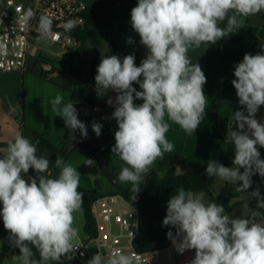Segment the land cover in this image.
<instances>
[{"label":"clouds","instance_id":"1","mask_svg":"<svg viewBox=\"0 0 264 264\" xmlns=\"http://www.w3.org/2000/svg\"><path fill=\"white\" fill-rule=\"evenodd\" d=\"M261 11L264 0H138L131 9V28L146 48V57L137 66L135 54L104 56L94 80L99 95L116 93L106 102L114 108L111 118L117 124L111 152L127 165L118 179L130 183L132 193L140 191L154 162L175 150L167 138L171 125L191 136L205 118L207 77L199 63L191 62L189 48L215 45ZM36 17L29 8L19 23L26 26ZM36 24L38 41H48L53 20L41 14ZM60 27L70 33L76 21L69 19ZM127 43L135 41L128 37ZM260 47L254 55L245 53L234 67L231 83L240 108L232 111V126L226 134L233 145L232 166L209 159L205 168L208 177L238 184V191L251 188L254 175L264 178L259 151L264 148V120L257 118L264 106V44ZM6 54L7 48L0 43V55ZM50 104L68 129L87 138L88 127L78 118L73 103H64L57 93ZM91 128L97 137L102 134L101 123L93 121ZM38 144L17 133L0 148V217L9 233V247L19 249L20 254L13 256L18 264H60L79 239L74 224L75 213L83 205V193L78 190L81 173L56 156L59 171L53 178L50 159L37 155ZM84 165L93 167L96 162L87 158ZM30 169L36 175L25 179ZM249 196L257 200L256 210L248 217L232 216L223 204L206 201L203 191L180 187L167 201L162 226L174 228L175 233L169 230L166 236L179 254L194 250L188 264H264V196L259 187ZM33 248L39 253L38 260L33 258ZM87 264H139V256L120 250L111 255L97 252Z\"/></svg>","mask_w":264,"mask_h":264},{"label":"crops","instance_id":"2","mask_svg":"<svg viewBox=\"0 0 264 264\" xmlns=\"http://www.w3.org/2000/svg\"><path fill=\"white\" fill-rule=\"evenodd\" d=\"M137 2L138 0H120L116 5L108 8L104 14L103 27L101 30L106 36L112 38L121 50L130 54H135L136 58H140L147 55V51L146 48L140 44L139 36L132 30L130 24V12L131 9L136 6ZM128 37H132L135 43H127ZM262 44H264V11L248 17L242 25V28L222 44L219 53L209 64H202L200 62L201 56H203L206 50V43H201L199 47L193 46L189 48L187 55L191 62L193 64L199 63L202 71L207 77V83L204 85V92L208 97L206 115L196 132L191 136L182 131L178 125H171V130L167 133V138L174 143L175 150L173 152H166L163 157L158 158L151 167L157 171V176L159 178L170 168L174 169L179 174L190 171L193 168V161L189 159L186 152L191 151L189 153L192 155L196 154L197 158L200 160L214 159V146L210 144L209 141L222 143L231 141L230 138L226 137V134L227 130L232 126V111L239 109L236 90L231 83L235 78L234 67L243 59L245 53L254 55L260 52V46ZM28 52L25 71L0 73V145H3L0 146V148L6 147L4 144H8L9 141H12L17 133H21L25 138L31 140V132L33 130L46 137L54 147H62L64 143L62 129L60 127L62 118L56 116L53 111H45V107L51 106L52 91L45 87L42 89L43 91L39 90V93L38 91L36 93L33 88V79L37 77L44 84H55V86L61 88L65 93L62 95L64 103L74 102L76 100L74 93L78 91L88 70L87 59L84 58L85 63H83L80 58L85 52V44H81L77 52H75V56L73 57V68L69 67V70L64 73L52 66L51 62L43 60L40 57H32ZM53 55L59 56L61 54L55 51ZM66 58L69 60L71 59L67 56ZM45 64L50 66L49 71L44 68ZM79 66H84L82 69L83 71H78V68H80ZM41 71L44 73L43 76L40 75ZM52 80L57 82L54 83ZM134 87H136L138 91L140 90L139 85L134 84ZM90 90L92 92H97L95 85L90 87ZM115 95L116 93L112 91H108L105 94L107 100L110 97L114 98ZM135 103L140 104L142 101L136 100ZM106 106L107 112L105 116L108 119V123L105 124L106 126L104 125L103 130L108 129L107 125H109L111 121L116 123V121L111 118L114 108L107 103ZM257 118L264 120V107L257 113ZM104 137L103 133L99 137L92 135V142L95 143L93 149L105 153L108 168L110 170L109 173H111L113 177L115 176V183L120 186L131 188L130 183H121L119 181V173L121 169L127 165H125L115 153L106 151V148L111 144V140H105ZM259 151L261 153V158L264 159V148H259ZM37 155L48 157L50 159V164L55 167V158L58 156L56 153H50L44 149L38 148ZM88 158L93 157H91L90 154ZM90 168L95 175L97 165ZM241 171H243V169H241ZM24 178H27L26 175ZM225 183L234 184L222 180L217 181L216 177H213L210 186L212 194L215 196L218 195ZM255 188H257V186L252 184V187L248 190L238 192V195L229 201L230 212L228 214L241 217L250 216L254 210L246 208L243 203L245 202L246 194L249 192L251 193ZM0 209H2V203H0ZM8 235V231L3 227L2 217H0V240L4 242L7 241L6 238ZM9 250L11 251L12 248L9 247ZM5 253H7V251H5ZM194 254V250L185 251V256L180 258L178 264L188 262L194 257ZM5 262L6 261H3L0 255V264H4ZM46 264L51 263L46 262Z\"/></svg>","mask_w":264,"mask_h":264},{"label":"trees","instance_id":"3","mask_svg":"<svg viewBox=\"0 0 264 264\" xmlns=\"http://www.w3.org/2000/svg\"><path fill=\"white\" fill-rule=\"evenodd\" d=\"M119 1L120 0H93L91 4H86L84 11V27L73 33L81 44L88 42V44L94 45L96 41L102 40L111 46L113 52L112 55L115 54L123 58L124 56L130 54L121 50L116 42L112 40V38L106 36L101 30L103 27L105 11L111 6L116 5ZM225 24L226 21L221 23V26L223 27ZM232 35L233 34H230L227 38L218 41L215 45L206 44V50L203 56H201L200 62L202 64H209L219 53L222 44ZM98 52V50L92 49L90 56L87 58V74L83 78L78 91H81L82 101L86 102V105L89 108L99 106L101 110H106L107 98L105 95H99L96 91L87 92L88 88L95 85V69L101 60ZM145 57L146 55L136 58L137 66H139L141 60ZM68 70L69 67L62 66L58 68V71L63 73ZM43 74L44 73L41 71L40 75L43 76ZM238 107L240 108V105ZM60 127L64 138L62 147H54V145L46 137L42 136L35 130L31 132V141L35 143L38 140L39 144L37 145V148L44 149L50 153H56L58 156L63 157L66 162L67 154L65 153V147L67 142V129L63 119L60 123ZM209 143L214 146V159L218 160L225 166H232L233 145L231 141H226L224 143L209 141ZM4 146H7V144H4ZM189 152L191 151L186 152V154L189 156V159L193 161V168L190 171L179 174L174 169L170 168L159 178L157 176V171L151 168L149 173L145 176L143 182L140 184V191L137 194L132 193L130 191V187L120 186L116 183L112 184L114 186L112 193L121 194L123 198H125L138 210V230L132 245L135 252H159L173 245L167 238L166 233L169 230H172L173 233H175V229L170 228V226H162V221L166 216L167 201L180 187H183L185 190L203 191L205 193L206 201H214L218 204H223L226 213L228 214L230 212L229 201L238 195V192L234 191L238 184L225 183L220 193L216 196L213 195L210 190L213 177H208L205 174V168L208 160H200L197 158L196 154L192 155ZM54 171L58 173L59 170L55 167ZM256 177L257 175L254 176V178ZM78 190L83 193V205L81 208L83 213L82 231L83 234L93 236L95 234L94 219L90 213V205L96 195H94V192L92 191L83 189L80 184ZM134 195H136L135 200L132 199ZM33 253L38 255V260L39 253L35 250V248H33ZM16 254H20L19 249L12 248L10 255ZM49 263L56 264L54 261H49ZM60 264H63L62 260L60 261Z\"/></svg>","mask_w":264,"mask_h":264},{"label":"built area","instance_id":"4","mask_svg":"<svg viewBox=\"0 0 264 264\" xmlns=\"http://www.w3.org/2000/svg\"><path fill=\"white\" fill-rule=\"evenodd\" d=\"M85 7L86 3L82 0H0V43L7 48V54L0 55V73L26 70L27 52L32 45L31 40L38 39L36 23L41 14L53 20V34L47 42L59 47L60 54L73 58L81 46L73 33L84 27ZM29 8L37 17L30 24L22 26L19 18ZM69 19L76 21V27L70 33H65L60 25ZM44 68L50 70L47 64ZM90 109L95 113L101 111L99 106ZM97 121L100 119L97 118ZM90 213L94 219L95 234L79 236L74 241V250L61 258L63 264H87L97 252L111 255L115 250L125 254L136 253L139 264H160L157 252L137 253L133 250L139 213L121 194L96 196L91 202Z\"/></svg>","mask_w":264,"mask_h":264},{"label":"rangeland","instance_id":"5","mask_svg":"<svg viewBox=\"0 0 264 264\" xmlns=\"http://www.w3.org/2000/svg\"><path fill=\"white\" fill-rule=\"evenodd\" d=\"M82 1L85 3H90L92 0H82ZM31 43H32V47L28 52V54L30 56L40 57L43 60L51 62V65L54 66L55 68H60L62 66L73 68V63H74L73 58H71L69 60L66 58V56L64 54H61L59 56L53 55V53L55 51L61 50L56 45H54L50 42H47V41L46 42H39L38 39L37 40L36 39L31 40ZM92 49H96L99 51L98 53H99L100 58H103L104 56H110L113 53L111 46L102 40L96 41V43L94 45H90L87 42V43H85V52L83 53L82 56H80L81 61L83 63H85L84 58L87 59L90 56ZM79 67L80 68H78V71H80L84 68V66H82V67L79 66ZM82 71H81V73H82ZM52 82L55 83L57 81L52 80ZM45 87L48 90L51 89L52 95H53L51 99H54L57 93H60L62 95L65 94L62 91V89L55 86V84H50V83L44 84L43 82H41V80H39V78L34 77L33 88H34L36 93H37V91L39 93V90L43 91L42 89ZM87 92H92V91L90 90V88H88ZM77 95H78V91L76 93H74L75 97ZM20 97H21V93H20ZM72 97H73V95H72ZM45 111L51 112L52 107L51 106L45 107ZM87 111H88V116H89V124H87V127H88L87 140H88V143L93 147L95 143L92 142V135H95V133L92 131L91 124L93 121H95V122L101 123L103 125V128H104V125L108 123V119L105 116L107 111L102 110V111H100V113H95L90 108H88ZM97 118H99L100 121H97ZM103 128H102V133L105 136L104 137L105 140L106 139L111 140V144L109 145V147L106 148V151L111 152V148L115 144L114 132L117 130V124L115 122L111 121V123H109V125H107V128H108L107 130H103ZM89 156H90V154L87 151H85L83 148L76 147L70 152L69 155H67L66 163L71 164L73 167L77 168V170L81 173L80 186L83 187V189L93 191L94 195H96V196L104 195V194L107 195L109 193H112L114 186L111 184L112 182L110 180H108L107 175L102 173V170L98 166V163L95 160V158L93 157V155H91V157H93L92 159L95 160L96 165H97L96 174L94 175V173H92L91 168L84 165L85 160ZM50 169H51L50 171H51L53 178H54L55 175L57 174V172L54 171L55 167H53L52 164H50ZM35 175H36L35 171L30 169L29 173L26 174V177L35 176ZM113 178H114V181L116 182L115 176ZM216 180L221 181L218 178H216ZM252 180H253L252 184L259 187L261 195L264 196V178H262V177L259 178L257 175V177L256 178L253 177ZM249 193L246 194V198L244 200L245 202L243 204L246 206V208L256 210L257 200L255 198H251L249 196ZM240 210H241V208H240ZM82 224H83V213H82V209H81L75 213V224H74V226L79 229V236L81 238L84 235L83 231H82ZM8 246H9V244L7 241L3 242L2 246H0V255L2 256V260L6 261L5 263H8V264H18L17 261L12 259V256H14V255H10L11 251L9 250ZM5 251H7V253H5ZM16 255H19V254H16ZM184 256H185V252L183 254H179L175 250L174 246H170L165 250L157 252L156 257L158 258V261L160 264H178L180 258H183Z\"/></svg>","mask_w":264,"mask_h":264},{"label":"water","instance_id":"6","mask_svg":"<svg viewBox=\"0 0 264 264\" xmlns=\"http://www.w3.org/2000/svg\"><path fill=\"white\" fill-rule=\"evenodd\" d=\"M74 104V107L77 109L78 112V118L83 121L86 125L89 124V116H88V106L86 105V102L82 101V94L81 91H78V95L76 96V100L72 102ZM67 129V142L65 147V153L67 155L70 154V152L76 148L80 147L83 148L88 153L92 154L95 160L97 161L100 169L102 170V173L107 175L108 180H110L112 183H114L113 176L109 173L110 170L108 168V162L107 157L104 152L102 151H95L93 147L88 143L87 138H82L79 134V131H76L75 133L72 132L71 129ZM56 176V175H55ZM259 178H261L258 175ZM55 178V177H54ZM238 185L235 187V192H240L244 190H237ZM34 259L38 258L37 254H34Z\"/></svg>","mask_w":264,"mask_h":264}]
</instances>
